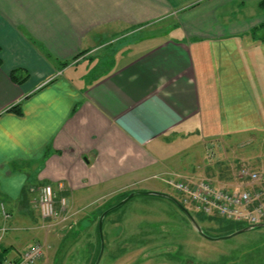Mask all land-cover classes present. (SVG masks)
<instances>
[{
    "label": "crops",
    "instance_id": "0c3cea01",
    "mask_svg": "<svg viewBox=\"0 0 264 264\" xmlns=\"http://www.w3.org/2000/svg\"><path fill=\"white\" fill-rule=\"evenodd\" d=\"M262 1L0 0V249L12 243L7 221L15 230L41 219L42 186L72 211L164 192L181 178L171 163L184 142L209 141L213 155L220 148L224 183L203 180L233 191L245 160L235 145L264 158V36L256 35L264 20L253 16ZM141 30L161 31L153 42L145 33L127 39ZM15 70L28 79L16 83ZM17 105L21 115L10 111ZM152 180L165 186L137 189Z\"/></svg>",
    "mask_w": 264,
    "mask_h": 264
},
{
    "label": "rangeland",
    "instance_id": "374dc122",
    "mask_svg": "<svg viewBox=\"0 0 264 264\" xmlns=\"http://www.w3.org/2000/svg\"><path fill=\"white\" fill-rule=\"evenodd\" d=\"M249 11L251 13V10ZM253 13L256 19L264 20V9L254 6ZM157 31L161 30H141L131 34L127 39L138 41L142 37L140 34L144 35L145 33V38L154 35ZM164 33L170 34V30L167 29ZM256 35L264 36V28L259 29ZM256 35L253 33L250 37L253 39ZM149 38H152V36ZM118 39L120 40L121 38ZM127 39H124L123 42ZM111 60V58L107 59L106 62L110 63ZM91 65V63L86 62L81 65V68L92 67ZM193 135H195V141L199 139L198 133ZM240 136L237 143L240 141ZM188 142L190 143L191 140H188ZM259 142L257 141V143ZM257 143L253 145V148H247L246 151L258 150L259 145ZM186 144V142L177 144L178 147H181V156H177L180 154L178 153L172 158V160L174 158L175 160L171 165L181 164L182 174L179 177L184 180L195 178L196 181L194 182L197 183L203 180L204 177H217L222 173L223 164L221 165V163L225 155L220 148L219 152H217L219 154L213 155V150L211 151L213 148L209 147L213 143L209 141H205L203 146L200 144L188 148H186ZM171 148L173 150L175 148L174 145ZM234 148L238 150V154L245 156V160H243L244 166L233 170L237 172L236 176L231 179L232 181L229 180L231 181L230 183H234L233 191L244 189L247 183L239 176L242 168L248 169L249 172L258 171L256 173L264 176V158H259L258 161H255L257 154L244 155L245 150L243 151L242 148L238 147V144ZM217 163L220 164V167L215 166ZM207 166H212L213 173L211 170L206 171ZM225 170H228V167ZM176 179L177 177L173 176L172 180ZM221 180L222 178L216 181L221 182ZM157 184H161V182L152 180L149 183L138 185L137 189H154L155 186H159ZM218 185L221 186L220 184ZM162 186L163 184L159 187ZM163 190V193L169 194L181 204V196L176 189L167 186ZM128 195L122 196V194H119L108 196L99 202L90 201V207L81 211H72L68 207L69 212L65 220L45 222L37 216L38 223L33 227L30 226V222L28 223L25 218L22 226L13 230V227L9 228L10 224L8 225L7 221L3 228H6L8 233L6 236H10L12 239V243L7 242L10 246L9 250L10 252L12 251V255L16 252L22 253L28 246L40 243L44 246L45 251L43 259L38 264H94L98 252L97 223L100 214L106 208L118 205ZM102 204V211H100L101 209L97 210ZM186 207L191 215L196 218L205 233L221 238L228 232L229 229L227 230L225 227L229 225L227 221L218 220L214 217L202 220L200 219L202 216H200L196 208L187 205ZM6 211L8 210L6 209ZM35 214L37 215V213ZM239 227V225H233L234 230ZM103 238L104 253L100 264H183L184 262L182 261L192 254H195L200 261L208 263V257L218 256L221 252L237 253L246 249V251L254 252L255 245L264 242V228L254 229L229 240L211 241L195 229L189 218L172 200L152 195H137L122 207L107 215L103 223ZM6 246L8 245L3 244L2 248Z\"/></svg>",
    "mask_w": 264,
    "mask_h": 264
},
{
    "label": "built area",
    "instance_id": "2783aa9c",
    "mask_svg": "<svg viewBox=\"0 0 264 264\" xmlns=\"http://www.w3.org/2000/svg\"><path fill=\"white\" fill-rule=\"evenodd\" d=\"M239 176L247 183L244 189L235 191L218 187L210 180L195 183L193 180L170 178L167 185L177 190L184 204L195 207L205 216H216L237 224H258L264 220V176L246 168L240 170ZM35 203L45 222L65 220L69 212L67 199L58 201L52 185H44L38 190ZM1 211L5 220L11 218L4 204ZM5 231L3 228L2 232ZM44 251V246L34 243L20 254L19 260H7L3 264H38Z\"/></svg>",
    "mask_w": 264,
    "mask_h": 264
},
{
    "label": "flooded vegetation",
    "instance_id": "af4514ba",
    "mask_svg": "<svg viewBox=\"0 0 264 264\" xmlns=\"http://www.w3.org/2000/svg\"><path fill=\"white\" fill-rule=\"evenodd\" d=\"M258 224H260V227H257L255 229L264 228V220H262ZM239 226L240 227L237 228V229H235V230L234 229H231V230H234V231L232 233L225 234V236L231 235V234H233V233H235L237 231L243 230V229L248 228V227H251L253 225H245V226L239 225ZM228 229L229 228H227V230ZM250 231H252V230H250ZM250 231H247V232H250ZM244 233H246V232H244ZM207 235L210 238H207V237L206 238L209 239V240H211V241H216V239H218V237H219V236H212L210 234H207ZM234 237H236V236H234ZM234 237H232V238H234ZM232 238H230V239H232ZM227 240H229V239H227ZM258 245H260V246L258 247ZM244 248H246V247H244ZM263 248H264V242L261 243V244L257 243L255 245L254 252H252V251H246L247 249L246 250H241V251H239L237 253L236 252H229V253H227V252H221L218 256L208 257V259H209L208 260V263L207 262L200 261L199 259L196 258L197 256L195 254L194 255L192 254L190 256H187L185 258V260L182 261V262H184L183 264H264V250H263Z\"/></svg>",
    "mask_w": 264,
    "mask_h": 264
},
{
    "label": "water",
    "instance_id": "95a60500",
    "mask_svg": "<svg viewBox=\"0 0 264 264\" xmlns=\"http://www.w3.org/2000/svg\"><path fill=\"white\" fill-rule=\"evenodd\" d=\"M137 195H148V196H156V197H160V198H166V199H170L172 200L177 206L178 208H180L185 214L186 216L189 218V220L192 222L193 226L195 227V229L200 233L202 234L203 236L207 237V238H210L203 230L202 228L199 226L198 222L196 221V219L190 214V212L184 207L182 206L180 203H178L172 196H170L169 194L167 193H162V192H132L131 194H129L127 196V198H125L122 202H120L118 205L106 210L100 217L99 219V236H100V242H101V247H100V252H99V255L97 257V260L95 262V264H100L101 260H102V257H103V253H104V238H103V223H104V220L106 218V216L111 213L112 211L122 207L125 203H127L130 199H132L133 197L137 196ZM257 227H260V224L258 225H255V226H251V227H248V228H245L243 230H240V231H237L231 235H228V236H224V237H221V238H218L216 240H220V239H230L234 236H237L239 234H242L244 232H247V231H250V230H253Z\"/></svg>",
    "mask_w": 264,
    "mask_h": 264
},
{
    "label": "trees",
    "instance_id": "16d2710c",
    "mask_svg": "<svg viewBox=\"0 0 264 264\" xmlns=\"http://www.w3.org/2000/svg\"><path fill=\"white\" fill-rule=\"evenodd\" d=\"M260 6L264 9V0L261 2ZM2 64H3V61H2V58H1V48H0V68L2 67ZM66 65L67 64H63L62 66L65 67ZM23 73L24 72L21 71V70H15L11 74L12 80H14L16 83H19V84L24 83L28 79V76H22ZM10 111L16 113L17 115H21L22 114L21 109H20V105L14 106L13 108L10 109ZM102 213L100 214V216L102 215ZM200 216H202V217H200V219H202V220L208 219L205 216H203L202 214H200ZM227 223H229V222H227ZM233 225L234 224L229 223L228 226H225L226 228H229V231L226 234L232 233L234 231V230H231V229H233ZM97 234H98V250H97L98 252H97V256L95 258V262L97 260L98 255H99L100 247H101V242H100V237H99V219H98V223H97ZM207 234H209V233H207ZM9 254H10V250L9 249H5V248L4 249H0V264H3L6 260L9 259ZM95 262H94V264H95Z\"/></svg>",
    "mask_w": 264,
    "mask_h": 264
}]
</instances>
